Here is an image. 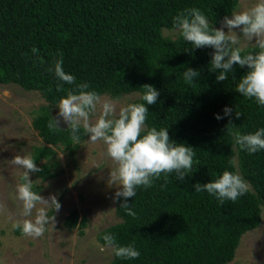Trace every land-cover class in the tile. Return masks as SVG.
Listing matches in <instances>:
<instances>
[{
    "label": "trees",
    "instance_id": "obj_1",
    "mask_svg": "<svg viewBox=\"0 0 264 264\" xmlns=\"http://www.w3.org/2000/svg\"><path fill=\"white\" fill-rule=\"evenodd\" d=\"M238 5L239 0H0V84L37 91L47 102L33 118L44 142L31 155L42 169L39 176H58V149L73 154L87 137L81 129L77 144L67 127L49 128L50 107L66 96L56 91L61 81L54 70L48 71L61 53L64 71L100 95L137 93L133 103H142V86H154L160 95L146 105V127L167 128L172 141L195 151L197 163L183 181L173 172L149 188H137L127 200L135 217L125 214L120 208L124 198L118 199L120 221L101 229L97 239L105 245L102 236L111 233L118 245H133L140 256L114 255L109 264H229L244 234L262 222L264 150L249 154L231 134L264 127V106L235 91L247 66L234 65L226 81H217L218 71H209L212 48L193 49L180 35L173 38L163 31L173 28L174 17L186 8L200 9L214 27ZM245 51L259 50L249 46ZM187 68L200 73L191 84L183 78ZM226 107L231 116L224 115ZM225 170L238 171L250 190L223 205L195 191L196 183L214 181ZM64 224L83 233L87 217L74 208Z\"/></svg>",
    "mask_w": 264,
    "mask_h": 264
},
{
    "label": "clouds",
    "instance_id": "obj_2",
    "mask_svg": "<svg viewBox=\"0 0 264 264\" xmlns=\"http://www.w3.org/2000/svg\"><path fill=\"white\" fill-rule=\"evenodd\" d=\"M173 28L193 49L210 47L214 50L209 71H218L217 81H226L234 65L241 68L247 66L248 71L240 78L235 91L264 106V0H256L253 6L231 13V18L225 16L219 28L213 27L200 9L186 8L174 17ZM248 46L259 51L246 52ZM32 51L36 53L38 50L33 48ZM59 56L54 68L48 71L54 70L55 76L61 81L56 85V91H66V96L61 97L56 104L59 111L51 117L49 128L61 130L60 124L63 122L75 143L79 144L81 140V129L84 135L89 136V143H104L106 155L115 164L108 178V184L117 187L113 201L124 198L120 208L126 215L135 217L136 213L127 200L135 197L137 188H149L162 174L167 179L168 174L173 172L177 179L183 181L192 171L193 164L197 163L194 160L195 151L190 146L172 141L167 128L157 130L155 127H146L149 113L146 105L155 104L160 95L154 86H142V103L120 105L111 97L88 90L87 83L77 84L76 77L63 69L62 53ZM199 75L197 70L187 68L183 78L191 84ZM64 84L75 87L64 89ZM98 106L99 115L93 121L92 116ZM231 113V108L224 109L225 116H231ZM235 114L236 118L240 117L239 113ZM222 118L216 116L218 120ZM229 125L235 128L231 120ZM231 134L235 143L249 154L264 150V127L254 133L232 131ZM10 163L23 170L22 182L16 186V199L21 204L19 216L23 219L12 226L20 229L25 236L40 238L48 230V225L54 227L57 222L54 213L61 209L58 196L49 194L45 198L33 190L34 182L30 179V173L41 172L42 169L37 167L30 155H15ZM194 188L196 192H207L214 196L223 205L225 201L235 202L245 195L250 185L238 171L225 170L216 180L203 185L196 183ZM102 239L105 247L110 248L118 258L132 260L140 256L133 245H118L111 233L104 234Z\"/></svg>",
    "mask_w": 264,
    "mask_h": 264
},
{
    "label": "rangeland",
    "instance_id": "obj_3",
    "mask_svg": "<svg viewBox=\"0 0 264 264\" xmlns=\"http://www.w3.org/2000/svg\"><path fill=\"white\" fill-rule=\"evenodd\" d=\"M255 2L239 0L234 12L245 10ZM163 31L164 35L173 38L179 35L174 28H164ZM138 97L139 94L131 93L111 98L126 105ZM43 105L47 102L37 91L25 90L16 84H0V264H109L114 254L98 241L97 233L120 221L116 213L118 199L113 201L117 187L108 184L109 171L115 164L106 155L104 143H89L88 135L73 154L58 149L61 168L58 176L43 178L37 172L30 173L34 188H40L37 191L40 195L45 198L49 194L58 196L61 209L54 213L55 226L48 225V230L40 238L25 236L12 226L23 219L19 216L21 204L16 199V186L22 182L23 170L10 161L15 155L31 156L34 146L44 144L33 126L36 111ZM50 110L53 116L59 111L56 105ZM98 115L99 106L92 116L93 121ZM60 126L67 127L63 122ZM74 208L87 217L83 233L78 227L69 228L64 224ZM229 264H264V208L261 224L244 234L235 258Z\"/></svg>",
    "mask_w": 264,
    "mask_h": 264
}]
</instances>
